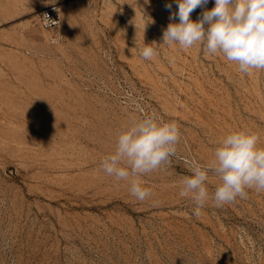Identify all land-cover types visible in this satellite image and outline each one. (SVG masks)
I'll return each mask as SVG.
<instances>
[{
    "label": "rangeland",
    "instance_id": "obj_1",
    "mask_svg": "<svg viewBox=\"0 0 264 264\" xmlns=\"http://www.w3.org/2000/svg\"><path fill=\"white\" fill-rule=\"evenodd\" d=\"M53 5L61 22L45 30ZM177 11L175 0H0V264H264V191L218 208L209 173L199 217L180 195L188 162L208 165L228 133L251 130L264 147V70L163 45ZM151 113L181 137L171 163L141 177L152 190L141 202L101 161Z\"/></svg>",
    "mask_w": 264,
    "mask_h": 264
},
{
    "label": "clouds",
    "instance_id": "obj_2",
    "mask_svg": "<svg viewBox=\"0 0 264 264\" xmlns=\"http://www.w3.org/2000/svg\"><path fill=\"white\" fill-rule=\"evenodd\" d=\"M178 11L169 19L163 32V45L187 50L201 45L208 55H222L238 65V71L251 75L264 70V0H215L211 10L203 11L193 21L190 15L208 0H175ZM169 10L172 4H166ZM153 44H144L139 55L150 61L157 55ZM139 106L137 105V108ZM181 133L175 120L165 121L156 113L145 114L125 125L116 138L115 150L101 161L106 175L127 181L129 192L138 201H145L152 190L143 185L141 177L171 163L177 153ZM188 171L181 182L180 195L191 197L193 215L199 217L209 200L206 186L209 173L219 184L211 194L216 207L246 199L247 189L264 191V147L260 136L251 130L232 131L225 135L214 150L208 165L195 159L188 162ZM155 203V202H154Z\"/></svg>",
    "mask_w": 264,
    "mask_h": 264
},
{
    "label": "built area",
    "instance_id": "obj_3",
    "mask_svg": "<svg viewBox=\"0 0 264 264\" xmlns=\"http://www.w3.org/2000/svg\"><path fill=\"white\" fill-rule=\"evenodd\" d=\"M40 22L45 30L58 28L61 22L59 7L53 5L44 9L40 14Z\"/></svg>",
    "mask_w": 264,
    "mask_h": 264
},
{
    "label": "bare ground",
    "instance_id": "obj_4",
    "mask_svg": "<svg viewBox=\"0 0 264 264\" xmlns=\"http://www.w3.org/2000/svg\"><path fill=\"white\" fill-rule=\"evenodd\" d=\"M55 6H57V5H55ZM57 7H59V6H57Z\"/></svg>",
    "mask_w": 264,
    "mask_h": 264
}]
</instances>
